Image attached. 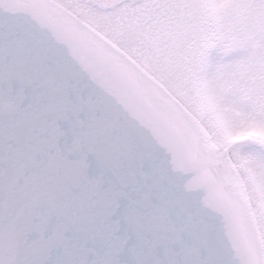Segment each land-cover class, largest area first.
<instances>
[{
    "label": "snow or ice",
    "instance_id": "obj_1",
    "mask_svg": "<svg viewBox=\"0 0 264 264\" xmlns=\"http://www.w3.org/2000/svg\"><path fill=\"white\" fill-rule=\"evenodd\" d=\"M0 264H264V0H0Z\"/></svg>",
    "mask_w": 264,
    "mask_h": 264
}]
</instances>
